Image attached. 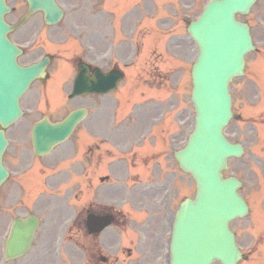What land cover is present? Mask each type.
Masks as SVG:
<instances>
[{
    "label": "flooded vegetation",
    "instance_id": "obj_1",
    "mask_svg": "<svg viewBox=\"0 0 264 264\" xmlns=\"http://www.w3.org/2000/svg\"><path fill=\"white\" fill-rule=\"evenodd\" d=\"M7 1L11 7L7 19L12 23L29 11L28 0ZM60 1L71 8L63 23L47 25L41 11L38 18L28 19L9 34L22 50L20 64L50 57L46 76L21 98L23 117L6 130L9 143L3 163L8 176L0 187V219L6 220L0 234L11 237L17 218L37 219L31 250L10 264H154L152 225L169 202L166 198L161 207H155L153 197L158 199L161 187L165 192L171 190L172 179L178 174L171 168L172 156L159 152V131L160 140L166 145L171 142V147L175 134L154 126L142 130L140 124H112L105 95L71 96L73 85L67 89L66 81L71 79L73 84L81 62L90 68V75L95 66L105 69L107 22L94 15L93 0ZM39 37L43 41L35 42ZM74 37L82 45L71 42ZM79 109L86 113L71 141L48 154H37L32 139L34 124L45 117L62 120ZM188 177L182 176L184 183ZM135 187L141 190L134 193L136 198L150 190L152 199L150 205L142 198L135 200L145 213L140 221L128 220L126 214L125 193ZM107 217L110 224L96 230L98 221ZM128 230L134 244L129 248ZM127 251L129 258L135 254L134 263L128 262Z\"/></svg>",
    "mask_w": 264,
    "mask_h": 264
},
{
    "label": "rangeland",
    "instance_id": "obj_2",
    "mask_svg": "<svg viewBox=\"0 0 264 264\" xmlns=\"http://www.w3.org/2000/svg\"><path fill=\"white\" fill-rule=\"evenodd\" d=\"M206 1L108 0V4L114 9V16L110 23L111 60L105 63V67L113 68L119 65L125 73L119 89L110 94L112 108L129 106L137 100V108L142 107L143 128H145L144 123L147 122V115L156 117L157 122L161 118L165 128L168 126L172 132H175L174 148L171 147L170 153L182 146L184 131L191 130L194 124L191 68L197 57L198 48L186 28L201 12ZM137 3L139 5L136 8L134 5ZM100 5L102 7L101 2H98V9ZM131 11L133 12L130 13ZM137 11L141 16H153V18H144L141 25L138 19L131 24L130 16H136ZM240 18L250 23L257 46V50L247 56L248 64H251L264 55V0H258L251 13ZM152 21L154 26H151ZM124 23L127 25L125 29ZM135 47L138 48L137 51ZM127 62H131L128 67L124 66L128 64ZM134 85L135 88L138 87L136 90L130 87ZM260 89L263 90L262 87H258L256 81L250 79L248 72L244 77L234 79L231 84L234 117L225 130L231 141L242 142L246 148L241 157L230 159L229 170L226 172V175H236L243 181L240 191L251 205L248 216L232 222L238 244L244 252V258L238 264H264V125L261 120L264 99L258 96L257 101L252 102L255 99V92L258 93ZM128 98L131 99L130 102H127ZM249 103L258 105L257 110L252 111V108L248 107ZM170 162L171 168L177 170L176 164L174 167L173 161ZM145 180L151 181V179ZM133 181L130 180V184ZM188 184L189 188L186 184L183 186L182 182L179 183L178 190L181 195L175 204L183 196L193 197L195 192L193 178L189 179ZM130 190L132 192L125 193L127 218L140 221L145 218V213L140 212L141 207L135 200L142 198L150 205L152 201L150 190L146 191L145 196L138 198L134 193L141 190L138 187ZM165 190L161 187L158 199L153 197L155 207L158 205L161 207L167 198ZM156 210L152 211L155 213ZM168 210L174 211L171 208ZM2 213L3 207L0 208V216ZM162 213L168 214L166 210H159V215ZM5 220V218L0 219V232L5 229ZM168 221L169 219L158 216L157 222L151 224L154 226L153 233L156 236L154 241L156 252L153 259L157 264L166 262L163 253L165 242L162 235L168 230ZM259 236H261L260 241H258ZM5 237V233L0 234V264H10L5 263L3 258ZM136 259L134 257L131 262Z\"/></svg>",
    "mask_w": 264,
    "mask_h": 264
},
{
    "label": "water",
    "instance_id": "obj_3",
    "mask_svg": "<svg viewBox=\"0 0 264 264\" xmlns=\"http://www.w3.org/2000/svg\"><path fill=\"white\" fill-rule=\"evenodd\" d=\"M255 1L214 0L188 28L200 48L192 68L196 122L187 145L175 155L181 168L195 178L197 194L194 199L182 202L177 212L172 264H212L216 260L235 264L241 257L229 222L246 215L248 206L238 193L241 185L238 179H224L222 172L228 168V158L240 156L243 148L239 143L229 142L223 129L233 115L229 84L235 76L244 73L245 55L255 49L249 25L238 21L235 15L249 13ZM30 4L32 12L44 9L49 20L54 14L61 16L55 0H30ZM5 11L0 0V88L5 91L3 95L0 92V120L7 125L19 116L18 97L40 70L37 66L26 70L17 66L16 51L4 35L9 28L3 19ZM119 78L116 72L107 77L97 75L98 82L89 91L115 88ZM83 81L80 77L77 86L84 87ZM83 89L88 91L86 86ZM78 118L74 113L63 123L36 128L37 150L45 151L69 136ZM4 145L5 139L0 134V153ZM17 239L10 248L7 244V257L21 251Z\"/></svg>",
    "mask_w": 264,
    "mask_h": 264
}]
</instances>
